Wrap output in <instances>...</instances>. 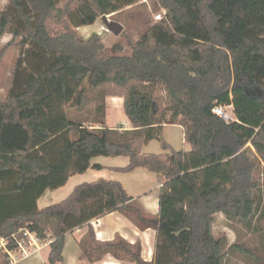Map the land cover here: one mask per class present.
Here are the masks:
<instances>
[{
  "label": "trees",
  "instance_id": "trees-1",
  "mask_svg": "<svg viewBox=\"0 0 264 264\" xmlns=\"http://www.w3.org/2000/svg\"><path fill=\"white\" fill-rule=\"evenodd\" d=\"M138 1L8 0L0 10V38L10 33L7 46L19 37L24 48L0 99V238L16 251L25 229L50 237L47 261L56 264L66 235L89 224L79 245L90 262L110 253L138 264H224L229 252L241 251L264 264L214 232L218 213L249 230L264 218V0H155L166 13L147 22L139 39L127 36V47L80 33ZM90 89L103 96L98 119L87 125L69 112L92 102ZM107 96L123 97L131 129L105 126ZM217 105H233L237 119L225 121ZM169 123L183 127L190 150L164 141L170 153H143ZM97 156L128 157L120 171L153 172L161 184L158 214L145 213L120 181L105 178L38 206ZM117 210L156 230L151 261L138 243L97 239L90 221Z\"/></svg>",
  "mask_w": 264,
  "mask_h": 264
},
{
  "label": "rangeland",
  "instance_id": "rangeland-1",
  "mask_svg": "<svg viewBox=\"0 0 264 264\" xmlns=\"http://www.w3.org/2000/svg\"><path fill=\"white\" fill-rule=\"evenodd\" d=\"M8 0H0V10H2L7 4ZM159 12H163V8L155 5V0H140L137 3L125 7L120 13L109 14V18L118 21L124 26V31L115 35L105 26L102 16H99L95 21L85 24L84 31L86 34L84 37L89 39L94 35H98L108 47H111L116 42H121L126 45V37L131 36L134 40L141 37L142 33L146 29V23L154 21L155 15ZM83 27V26H82ZM12 35L6 33L0 38V99L3 100L9 94L13 82V72L16 66L17 60L22 55L24 48L20 44L21 38H17L11 42L9 46L7 44L11 41ZM7 46V47H6ZM90 95L92 96V102L83 110H73L69 112V116L79 117L83 120H87L92 123L93 120H97L99 114L98 107L102 102V93L96 89H90ZM118 97L108 96L106 97V124L105 126L114 127L117 125L130 126L131 122L127 117L122 103L117 106L113 103L112 107L110 103ZM228 110L234 114L232 108ZM169 143L172 148L176 150H190L191 146L184 140L183 127L179 124L169 123L165 125L160 136L154 139L148 140L142 147L143 153L163 154L170 153L171 149H165L163 142ZM127 160L125 156L109 157V156H97L91 161V167L87 169L82 175H76L70 179L66 187H62L56 191L47 190L39 199L38 206L45 207L49 204L60 202L70 195L71 187L76 186L82 182H92L100 178L108 179L107 175L111 177H126L125 183L128 185L129 193L133 195H140L144 189L151 190L152 192L158 191L159 182L155 174L146 168L139 169L134 173H110L105 169V165H110L111 161ZM96 164H102V167H96ZM138 172V173H137ZM141 173V174H139ZM259 178L262 182L264 192V168L259 173ZM117 180V179H113ZM128 191V190H127ZM135 212V209H132ZM258 226L249 230L243 223L230 221L223 214H217L214 221V232L217 235L226 234L228 236L229 244L238 242L248 247L255 255L261 256L264 259V218L259 219ZM4 249L0 248V259L3 261ZM258 260L254 256H249L241 251L229 252L225 258L224 264H257Z\"/></svg>",
  "mask_w": 264,
  "mask_h": 264
},
{
  "label": "crops",
  "instance_id": "crops-1",
  "mask_svg": "<svg viewBox=\"0 0 264 264\" xmlns=\"http://www.w3.org/2000/svg\"><path fill=\"white\" fill-rule=\"evenodd\" d=\"M84 28H85L84 25L83 27L80 26L78 28L80 33L83 36L86 34V32H88V31H84L83 30ZM114 97H118V96H114ZM113 103H116L117 106L122 103V105L124 106V99L123 97H118V99H114L110 103L111 107ZM106 107H107V104H106V99H105V124H106ZM85 124L90 125L93 123H89V121H86ZM173 124H176V123H173ZM94 125L99 126V123L97 124L94 123ZM131 128H132L131 124L130 126H125V129H131ZM128 163H129L128 157H127V160H119V161L113 160L111 161V163H109L110 165H105V169L109 170L110 173H116V172L117 173H120V172L121 173H134L135 171L142 169L141 167L136 168L131 172H124V171L119 170V168L126 167ZM99 165H101V167L103 166L102 164H99ZM82 174L84 173H79V174H75L71 176L64 186L66 187V185H68L70 179H72L73 177L74 178L77 177L76 175H82ZM107 176L109 180L117 179L118 181H120L123 184V186L126 188V190H128V193H129V189H128L129 187L127 183H125L127 182L126 177L121 178V177H111L110 175H107ZM76 186L73 185L70 190L73 191ZM160 186L161 184L159 183L158 191L155 193L152 192L151 190L144 189L143 193H140V195L138 196L133 195L131 193L129 194L133 196L134 198L138 199L140 206L144 210L145 213L156 216L159 212ZM58 189L51 190V191H53L54 193V191ZM218 214L220 215L221 213H218ZM90 224L94 228V231L96 233L98 240L108 241V240H114L116 237H121L127 242H129L130 244H134V243L140 244L141 255L143 259L147 261H151L153 259L155 239H156V230L153 227H147L145 229H141L138 223L134 220V218L128 214V211L117 210V211L108 213L99 218L92 219L90 221ZM88 229H89V224H86L79 228H76L75 230H73L72 232L66 235L65 246L63 249V260H61L60 262L56 264H138L136 261H133L128 258L117 259L110 253L105 254L100 260L95 261V262H90V261L83 259L81 257V247L79 245V241L85 236V234L88 232ZM51 241H52V238L50 237L46 240H42L40 244V248L34 250L33 252H31L30 254L26 256H21L20 253H17L16 255L19 256V258L15 261H11V264H49L47 261V258H48L49 251H50L49 245ZM2 262L3 261L0 259V264H2Z\"/></svg>",
  "mask_w": 264,
  "mask_h": 264
},
{
  "label": "built area",
  "instance_id": "built-area-1",
  "mask_svg": "<svg viewBox=\"0 0 264 264\" xmlns=\"http://www.w3.org/2000/svg\"><path fill=\"white\" fill-rule=\"evenodd\" d=\"M144 1L147 2V0H144ZM165 13H166V10L163 9V12H159L157 15H155V19L156 20L161 19ZM228 108L233 109V105H228V106L217 105L213 108V111L217 115L221 116L225 121L230 122V121L236 120L237 118L235 117L234 114H232L228 110ZM16 241L18 244L17 250L10 251L7 249V240L5 238H0V248L4 249V252L8 253L10 257V261H15L19 258V256L16 255L17 253H20L21 256H26L30 254L31 252H33L34 250L40 248V244L42 240L38 238L37 235L31 230L25 229L22 238H17Z\"/></svg>",
  "mask_w": 264,
  "mask_h": 264
},
{
  "label": "water",
  "instance_id": "water-1",
  "mask_svg": "<svg viewBox=\"0 0 264 264\" xmlns=\"http://www.w3.org/2000/svg\"><path fill=\"white\" fill-rule=\"evenodd\" d=\"M102 20L109 31H111L115 35H119L124 31V26L118 21L110 19L109 15H102Z\"/></svg>",
  "mask_w": 264,
  "mask_h": 264
}]
</instances>
